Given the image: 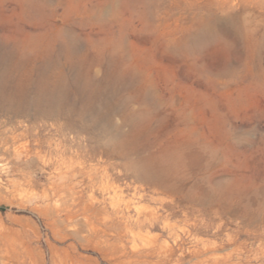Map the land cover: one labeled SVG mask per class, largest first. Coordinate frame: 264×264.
<instances>
[{"label": "rangeland", "instance_id": "obj_1", "mask_svg": "<svg viewBox=\"0 0 264 264\" xmlns=\"http://www.w3.org/2000/svg\"><path fill=\"white\" fill-rule=\"evenodd\" d=\"M240 16L246 17L250 28L264 30V0H0V45L7 48L3 51L9 65L24 67L16 78L26 71L34 74L32 68L51 60L56 75L88 80L89 91L108 87L118 99L153 97L161 115L159 126L141 143L155 146V142L154 150L196 137L201 139L200 160L208 163L197 176L204 204H190L199 211L187 221L181 206L176 207L178 216L165 217L168 211L154 200L172 199L169 194L147 190L146 199L134 198V187L143 182L117 179L121 167L100 177L93 191H82L80 207L93 204L98 211L111 213L130 203L127 216L134 218L149 209L162 215L155 228H128L119 240L111 235L112 228L102 230L105 213L97 216L90 211L91 224L77 230L63 224L61 217L47 218L36 205L37 196L53 183L82 180L73 176L79 166L87 170L105 165L103 160L120 163V159L98 154L83 165L76 162L75 171L63 167L61 175L48 167L46 148L33 160H7L0 151V264H160L145 250L164 253L172 247L178 259L194 249L197 240L222 245L229 237L244 244V264H264V235L259 233L264 231V52L253 62L243 38L242 46L226 48L221 30L202 35L207 25ZM69 32L79 43L72 60L62 48ZM26 40L32 45L22 48ZM78 86L71 85V96L82 95ZM129 107L138 109L140 103L134 100ZM29 125V117L1 109L0 150L13 146L36 151L38 136H19ZM12 136L18 137L12 141ZM127 185L130 189L124 192L116 189ZM232 247L228 244L225 250ZM184 264L198 261L186 257Z\"/></svg>", "mask_w": 264, "mask_h": 264}, {"label": "bare ground", "instance_id": "obj_2", "mask_svg": "<svg viewBox=\"0 0 264 264\" xmlns=\"http://www.w3.org/2000/svg\"><path fill=\"white\" fill-rule=\"evenodd\" d=\"M245 18L240 16L225 19V22H220L219 25H207L202 35L209 37L217 29L221 30L224 35L226 48L242 46L240 39L243 38L246 49L250 52L251 61L255 62L264 52V30L262 28L263 32H261L257 28H250ZM31 45L32 41L26 40L21 44V47L28 48ZM62 48L68 51V59L72 60V57L76 54L75 51L79 49V43L71 32L65 33ZM4 49L7 48L0 45V110L30 118L32 125L26 126L19 136H28V134L35 137L38 136L36 139V151H33V148L31 149L30 147H25L21 150L13 146H1L2 149L0 151L6 155L7 160H33L36 156L40 157V154H43L42 150L46 148V153L49 156L47 159V161L49 160L48 167H54L61 175H63V167H69V170L75 171L74 164L76 162L79 165H83L98 154H101L102 157L106 156L109 160L120 159L122 161L113 163L103 160L106 163L105 165L87 170L85 166H79L77 173L74 172L73 176L77 178L83 177L84 180L78 179L77 181L75 180L76 182L71 180L70 184L53 183L46 188L42 194L37 196L38 205L36 206L47 215V218L56 219L61 217L63 224L73 226V229L77 228L78 230L84 224H91L90 211L96 214L105 213V217L102 218V222L105 223V229L102 230L107 232L112 228L113 233L111 232V235L119 240L126 236L127 231L129 232L128 228L130 230L133 227L141 230L146 226L155 228L156 221L162 215L158 214L154 209L145 210L143 213L142 211L138 212L137 216L133 218L126 215V212H130V203H126L124 208H114L111 213H108L105 209L100 212L93 204L87 207H80L83 192L88 189L93 191L98 179L100 177L104 178L117 167L123 169V171H118V174H116L117 179L125 177L126 179L133 178V182H143L142 185L134 187V198L139 200L146 199L147 190H151L155 195L169 194L173 196L172 199L168 200L162 197L154 198L168 211V215L165 217L169 215L178 216L177 206H181L184 209L183 216L186 221L191 218V215L199 211L197 208L191 207L192 205L190 204H193V206L204 204V200L201 197L202 194H198L201 184L197 176L203 173L208 163L204 162L205 160H200L203 151L198 146L201 139L195 137L182 144L157 147L154 150H152L153 147L157 145L155 142V146H152L151 143H141L152 132H156L159 126L156 124L160 120L161 115L158 104L153 97L118 99L108 87L89 91L92 83L88 80L80 77L75 80L73 77L62 73L59 76L56 75L53 71L54 66L51 60L45 62L41 67L32 68V71L35 72L34 74L26 71V74L24 73L16 78V74L22 72L24 67L9 65L8 55L3 51ZM74 83H78L79 89L82 90L80 91L82 95L79 97L69 94L70 87ZM134 100L140 103L138 109L129 107ZM48 120L53 122L46 124ZM48 125H50V129H48ZM47 129L49 133L42 136ZM49 134L52 137H48ZM7 136L4 134V137ZM17 137L12 136L10 140L14 141ZM84 140H86V143ZM94 144L95 147H93ZM71 184L73 186L69 187L68 185ZM78 186H81L82 189L76 190ZM105 187L102 188L103 192ZM117 188L124 192L125 189H130V185L125 188L116 186ZM212 189L214 190L215 188ZM189 208L192 210L188 211ZM232 209L234 210L235 208ZM197 224L199 225V223L194 225L196 226ZM168 226L173 229L172 225L168 224ZM259 233L264 235V231ZM137 235L145 239L140 233H134L135 237ZM205 241L202 239L197 240L196 247L194 249L191 248L192 250L190 249L191 251L188 254L183 253L178 259H174L175 252L172 247L165 249L164 253L157 248H150L145 250V254L149 256L156 255L160 264H184L186 257L197 259L198 264H244L247 261L245 258L247 250L244 244L237 243L234 237H229L228 243L225 242L226 244L222 245L209 244ZM201 243L202 245L200 246ZM228 244H234V247L226 251ZM121 247L125 253L127 250L126 246L123 245ZM132 251H134L133 248ZM222 251L224 253H220ZM233 259L237 261L231 262Z\"/></svg>", "mask_w": 264, "mask_h": 264}, {"label": "trees", "instance_id": "obj_3", "mask_svg": "<svg viewBox=\"0 0 264 264\" xmlns=\"http://www.w3.org/2000/svg\"><path fill=\"white\" fill-rule=\"evenodd\" d=\"M2 208H0V210H1Z\"/></svg>", "mask_w": 264, "mask_h": 264}]
</instances>
